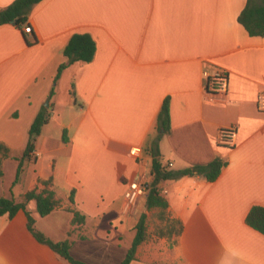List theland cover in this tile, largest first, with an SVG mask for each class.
Returning a JSON list of instances; mask_svg holds the SVG:
<instances>
[{
	"label": "crops",
	"instance_id": "1",
	"mask_svg": "<svg viewBox=\"0 0 264 264\" xmlns=\"http://www.w3.org/2000/svg\"><path fill=\"white\" fill-rule=\"evenodd\" d=\"M12 1L0 0V9ZM246 2L41 0L28 14L29 33L0 24V142L9 154L1 162L0 197L21 201L26 191L43 187L39 180H50L59 205L39 216L30 201L34 228L54 242L67 239L76 260L120 264L140 214L147 219L160 211L147 210L145 196L133 207L124 204L137 169L128 150L140 146L150 163L146 147L157 139L170 170L214 157L227 163L212 182L200 175L158 182L165 213L180 221L181 231H146L129 264H264V234L245 221L253 205L264 206V111L257 106L264 93V36H251L238 22ZM73 33L90 34L94 57L64 68L49 99ZM214 67L227 72L228 91L210 101L202 72ZM60 83L63 99L56 93ZM166 98L164 130L156 122ZM42 105L51 118L13 183ZM229 126L236 128L235 146L218 145V130ZM8 164L13 177L4 184ZM72 209L84 221L73 222ZM0 264L72 263L34 238L20 210L13 218L0 216Z\"/></svg>",
	"mask_w": 264,
	"mask_h": 264
},
{
	"label": "trees",
	"instance_id": "2",
	"mask_svg": "<svg viewBox=\"0 0 264 264\" xmlns=\"http://www.w3.org/2000/svg\"><path fill=\"white\" fill-rule=\"evenodd\" d=\"M41 0H13L9 5L0 9V24L13 23L14 25L22 28L28 19V14L32 7ZM238 22L244 26L247 32L251 36H264V0H247L244 8L241 10L237 18ZM95 42L88 33H73L68 39L63 54L66 57V61L61 63L57 69V73L54 78V84L48 94L50 99L54 94V87L57 79L59 78L62 70L75 61L90 62L95 54ZM70 93L73 92L70 90ZM50 105V104H49ZM51 106V105H50ZM51 118V111L49 107L41 106L38 113L34 117L28 130V140L25 150L20 158H17L18 166L16 169L15 183L20 173L22 172L23 160L34 151V144L37 136L39 135L42 127L49 122ZM156 126L159 129L167 130L169 128V100L166 98L161 106L160 112L157 117ZM62 141L67 142V130H62ZM157 139H154L148 147L146 152L150 155V167H151V181L148 191L145 195V208L147 210L152 208H159L160 211L165 212L168 206L166 198L161 194L157 184L161 180L178 178L181 176H203L207 181H214L221 173L222 168L226 165V161L219 157H214L212 160L205 164H196L188 168L179 170H170L166 165H163L160 159L159 150L157 147ZM9 157L8 147L0 142V175L2 159ZM43 187L39 190L36 188L26 191L23 194L21 201H15L13 198L0 197V216L6 215L8 218H13L18 211H24L27 218V228L32 233L34 238L41 243L48 245L56 254L61 258L67 260L72 264H86L80 260L74 259L70 253V242L66 240L54 242L47 238L42 232L37 231L34 228V218L31 216L28 208V203L34 201L36 212L39 216H45L49 214L54 208L59 205V201L54 195V191L48 188L50 180H39ZM74 191L72 190L69 196L71 203H74L73 197ZM73 222H82L85 216L78 210L72 209ZM246 223L253 229L264 234V206L253 205L248 211ZM173 223L170 226L171 233H180L181 223L179 220L171 219ZM134 235L131 243L126 251L125 257L120 264H129L135 258V252L138 245L145 239L147 224L146 214L142 212L134 225Z\"/></svg>",
	"mask_w": 264,
	"mask_h": 264
},
{
	"label": "built area",
	"instance_id": "3",
	"mask_svg": "<svg viewBox=\"0 0 264 264\" xmlns=\"http://www.w3.org/2000/svg\"><path fill=\"white\" fill-rule=\"evenodd\" d=\"M23 30L29 33L31 26L25 24ZM202 75L204 79L203 89L208 100L216 101L227 94L228 74L224 69L219 67H214L211 70L204 69ZM257 106L264 111V93L259 95ZM236 139V128L229 126L218 130L216 143L225 147H233L236 144ZM128 154L134 159L137 169L133 178L127 184L123 193V200L127 207H133L148 191L151 181V167L140 146H132L128 150Z\"/></svg>",
	"mask_w": 264,
	"mask_h": 264
},
{
	"label": "rangeland",
	"instance_id": "4",
	"mask_svg": "<svg viewBox=\"0 0 264 264\" xmlns=\"http://www.w3.org/2000/svg\"><path fill=\"white\" fill-rule=\"evenodd\" d=\"M56 93H58V95H59V97L61 99L66 98L65 94L63 93V88H62V84L61 83L59 85L57 84ZM39 160H41L40 163H45L46 164V162H47L46 155L45 154H40L39 155ZM12 177H13V174H12L11 166H10V164H8V166L6 167V170H5L4 184L7 181H9ZM139 200L136 202V204L139 202ZM142 209H143L142 206L138 207V211H141ZM139 214H140V212H138L137 215H139ZM59 220H61V218ZM133 223L134 222H132V225H133ZM146 224H147L148 235H151V234L167 235V234H169V232L171 230L170 226L173 223L171 222V219L166 215L165 212H162V211H151L149 213V216L146 219ZM172 226L175 227L176 225H172ZM132 237H133V234H132ZM123 242L124 241H122L120 243L122 246H123V244H122Z\"/></svg>",
	"mask_w": 264,
	"mask_h": 264
},
{
	"label": "water",
	"instance_id": "5",
	"mask_svg": "<svg viewBox=\"0 0 264 264\" xmlns=\"http://www.w3.org/2000/svg\"><path fill=\"white\" fill-rule=\"evenodd\" d=\"M44 105L48 106V100H45Z\"/></svg>",
	"mask_w": 264,
	"mask_h": 264
}]
</instances>
